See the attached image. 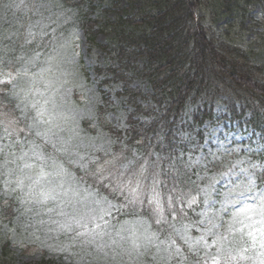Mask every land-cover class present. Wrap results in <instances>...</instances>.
I'll use <instances>...</instances> for the list:
<instances>
[{
	"label": "rangeland",
	"instance_id": "obj_1",
	"mask_svg": "<svg viewBox=\"0 0 264 264\" xmlns=\"http://www.w3.org/2000/svg\"><path fill=\"white\" fill-rule=\"evenodd\" d=\"M65 1L0 0V85L8 84L4 93L32 132L18 145L0 132V264H38L42 257L62 264H264V165L251 156L262 147L260 136L228 119L222 95L203 107L211 117L181 125L185 146L175 165L183 170L184 155L199 198L191 199L197 210L189 218L173 183L157 192L136 178L131 158H107L109 134L82 131L83 119L97 123L102 102L113 127H123L132 110L118 93L123 83L98 88L92 72L105 61L129 2ZM199 1L208 32L249 46L251 60L264 65L263 6ZM84 13L94 20V45L77 25ZM141 89L149 90L146 82ZM198 103L187 106L181 122L202 117ZM99 153L107 154L103 165L88 172L118 188L120 199L78 173ZM197 165L208 166L199 172Z\"/></svg>",
	"mask_w": 264,
	"mask_h": 264
},
{
	"label": "trees",
	"instance_id": "obj_2",
	"mask_svg": "<svg viewBox=\"0 0 264 264\" xmlns=\"http://www.w3.org/2000/svg\"><path fill=\"white\" fill-rule=\"evenodd\" d=\"M128 1L129 7L145 4L146 8L139 15L135 8L134 12L118 17V24L122 26L115 28L109 46L104 48L106 59L95 70L109 76L107 80L123 83L121 94L132 109L126 126L112 129L119 146L112 144L111 158L114 161L120 153L132 156L128 167L135 168L136 178L158 192L177 157L174 153L180 139L173 134L183 125L180 117L189 103L198 100L203 107L222 95L231 114L247 113L246 121L264 133V65L251 60L249 46L243 48L222 39V33L216 38L214 33L204 29L196 15L199 0ZM251 1L264 8V0ZM82 19L86 34L93 42V22L88 13H84ZM136 78L147 81L150 91L143 93L139 86L133 87L131 83ZM7 88V83L0 85V132L9 133V139L18 143L19 136H30L32 132L15 111L14 102L7 97L9 92L4 93ZM197 112L205 114L206 110ZM137 114L138 119L133 117ZM259 155L264 158V150ZM154 156L158 160L162 156L169 158V169H165V173L161 167L158 174V166L153 164L147 169L148 161L157 162ZM103 158L95 165L82 168L84 171L77 168L78 172L88 181L102 183L112 197L120 199L118 188L106 186L100 174L94 180L88 172L97 165L100 169ZM120 161L122 156L117 163ZM7 218L12 219V215ZM38 264L59 263L41 259Z\"/></svg>",
	"mask_w": 264,
	"mask_h": 264
}]
</instances>
